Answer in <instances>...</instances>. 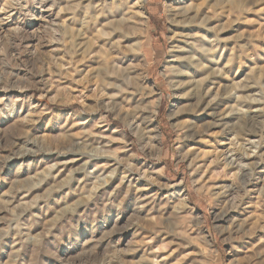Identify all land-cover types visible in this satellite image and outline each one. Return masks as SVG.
Wrapping results in <instances>:
<instances>
[{
  "label": "rangeland",
  "instance_id": "rangeland-1",
  "mask_svg": "<svg viewBox=\"0 0 264 264\" xmlns=\"http://www.w3.org/2000/svg\"><path fill=\"white\" fill-rule=\"evenodd\" d=\"M0 264H264V0H0Z\"/></svg>",
  "mask_w": 264,
  "mask_h": 264
},
{
  "label": "bare ground",
  "instance_id": "bare-ground-1",
  "mask_svg": "<svg viewBox=\"0 0 264 264\" xmlns=\"http://www.w3.org/2000/svg\"><path fill=\"white\" fill-rule=\"evenodd\" d=\"M135 20H137V18H135ZM137 22V25H136V27H135V29L137 30V34H138V38H139V40L135 43V45H134V47H133V52L135 53L134 55H135V57H137V58H141V55L143 54V49H144V43L143 42H141V31H139V28H140V26H141V22H143V20H142V18H138V20L136 21ZM135 26V25H134ZM139 26V27H138ZM105 34V33H104ZM112 40V39H111ZM107 41V40H106ZM184 41H186L185 42V44L187 45V46H192V44H193V46H194V44H196L197 43V41H198V38H197V35L196 34H193V35H188V36H186L185 37V40ZM109 42V41H108ZM192 43V44H191ZM183 47V46H182ZM182 47H178V50H179V52H180V54L178 55V57H177V59L174 61L175 63H178L179 65L178 66H181V68H188V69H191V68H193L194 69V67H202V65L201 64H196V58L194 57V56H189V55H186V54H191V52H187V51H185V49L184 48H182ZM206 51V53H210V51L209 50H204V52ZM186 53V54H183V53ZM178 53V52H177ZM198 54V53H197ZM197 65V66H196ZM177 66V67H178ZM177 67H174L173 66V68H175L174 70H173V72H175V73H173V74H175L177 77H183V76H185V74L182 72V70H180V69H178ZM203 68V67H202ZM186 70V69H185ZM175 112H173L170 116L171 117H174L175 116Z\"/></svg>",
  "mask_w": 264,
  "mask_h": 264
}]
</instances>
